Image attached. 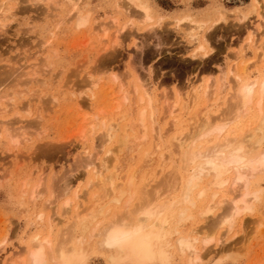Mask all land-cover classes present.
<instances>
[{"label":"rangeland","instance_id":"rangeland-1","mask_svg":"<svg viewBox=\"0 0 264 264\" xmlns=\"http://www.w3.org/2000/svg\"><path fill=\"white\" fill-rule=\"evenodd\" d=\"M3 1L0 0V6L7 0ZM257 1L260 3L253 0H121V3L119 0H78L76 3L78 6L81 5L79 6L81 16L88 18L84 27L77 25L76 10L72 9L68 0L8 2L9 12L5 11L3 16L0 12V264H30L26 250L31 238L36 234L43 237L50 234L51 248L55 247L53 251L58 249L59 237L60 241L66 240L62 234H66L64 229L67 224L55 225V221L52 223L54 227L50 228L46 220L53 210L60 208L66 198H72V192L69 196L61 197L66 185L71 186L72 190L75 189L78 195L82 196L79 202L81 206L77 211L84 208L86 203L90 205L87 198L96 193L99 188L97 185H100L96 184L91 188L86 186L93 178V173H88L83 164L87 152L98 153V155L93 153L98 156L96 165L101 162V158L107 156L105 149H114L115 160H112L110 170L115 172V183L124 185L130 174L133 175L134 196L128 205L133 206L134 201L137 202L136 199L139 200L147 193L143 190L157 188V191L153 189L152 192L161 195L162 188L155 184L162 177L163 181L160 179L159 186L161 182H169L167 181L170 179L169 176L173 175L172 168L175 169L177 166L176 174L181 163L179 161L181 156L177 151L172 150L171 154L173 156L171 159L175 162L169 160L161 162V154L167 159L172 148L170 144L174 143L173 137L184 136L190 114L197 108H202L203 103L200 101L182 117L177 110L176 115L182 122L180 128L160 139L159 132L162 131L164 134V130L168 128L166 124L168 119L163 116L161 106L164 105L160 99L154 108L157 109L156 119L162 115L163 120L159 118L160 121L155 123L157 126L153 125L156 127L155 131L148 122L147 125L151 126L146 132L147 138L135 141L136 135L142 136L141 130L134 124L138 123L136 115L145 103L136 104L137 95L128 86L132 79L129 76L137 74L143 81L155 84L158 91L156 94L160 96V93H166L171 96L169 103L174 100L173 90L180 91L181 97L183 95L185 99L186 93H190L189 85L196 87L198 82L201 85L207 79H210V83L215 82L220 77L219 67H222L225 73L228 68L234 69L235 74L241 77L246 76L250 79L260 77L264 74V58L260 56L264 50V24L261 25L258 15L264 13V8L262 9L264 0ZM142 4L148 7L150 13L151 20L146 23L142 22L137 8V5ZM123 6L125 11L121 8ZM114 19L118 21V26L110 30L106 41L102 40L101 34L95 32L96 26L99 23H111ZM194 22L204 24L200 36L205 35L211 49L214 50L210 58L201 57L196 51L197 43L188 35L189 32L195 34L198 31L196 27H192L195 26ZM122 25L126 28L117 34L118 45L113 44L112 34L120 30ZM191 29L196 30L189 31ZM241 68L246 70L243 71L246 75L242 76ZM232 77L233 75L228 80H232ZM97 79L100 83L94 90L96 95L92 101L87 92L85 93V88L89 86V81ZM228 93L230 92H222L211 97L207 102L210 108L207 112L212 116L221 113L225 107L224 102L230 100ZM118 105L119 109L116 110ZM253 109L254 106H250L251 112ZM250 111L248 117L240 118L235 126H244L250 120H254L255 115ZM119 117H123L121 125L127 124L133 128L126 132L129 135V143L121 152L117 150L118 138H113L103 149L99 148L97 145L102 140L106 127L114 124ZM11 121L14 127L25 126L23 132H20L23 136L19 138L20 143L13 146L11 140L4 137L3 129L4 125ZM7 125L5 129L9 127H6ZM163 140L167 147L163 146ZM168 140L171 141L170 144ZM209 143L211 144V139H208L206 145L209 146ZM203 146L206 147L205 143ZM146 152L149 155H146ZM110 158L112 159L111 156ZM161 163L163 164L160 165ZM155 171L159 174L156 172L155 175ZM95 173L94 178H97L96 169ZM253 179L251 189L261 192V195L258 194V201L250 200L254 212L240 217L229 233L221 228L216 231L202 230L199 238L210 237L212 232L214 234L213 244H209L206 250L203 248L204 251L201 250L204 254L202 253L203 261L200 264H206L213 256L214 250L220 247L226 250L218 255L221 259L216 264H264V173L255 175ZM94 182H97V179ZM227 188L218 190L216 201L230 198ZM33 192L36 199L35 197L31 199ZM208 196L210 197L209 194ZM209 197L200 200L199 203L204 201L206 203ZM128 198L126 195L123 203ZM109 201L108 197L95 200V203L91 204L90 210L103 207L104 216L101 218L103 223L100 220L102 225L114 212L117 213L124 207L122 202L113 204ZM221 208H216L210 219H206L209 224L214 217L222 213L224 206ZM40 214L44 215L43 221L38 220ZM194 214L197 215V212ZM205 221L197 218L183 222L179 226V231L187 235L193 228L206 223ZM59 228L63 229L62 233L59 232ZM99 230L97 227L94 237L86 244L83 264H107L106 254L100 252L96 244L95 234H98ZM75 245L78 251H84L83 245L80 246L79 243ZM198 246L201 247L200 243ZM47 252L52 255L51 250ZM179 254L175 249L170 264H187L186 256ZM46 264L52 263L50 261ZM119 264L137 263L128 260Z\"/></svg>","mask_w":264,"mask_h":264},{"label":"bare ground","instance_id":"bare-ground-1","mask_svg":"<svg viewBox=\"0 0 264 264\" xmlns=\"http://www.w3.org/2000/svg\"><path fill=\"white\" fill-rule=\"evenodd\" d=\"M9 1L11 2V0H7L0 6V12H2V16L5 11L8 10L7 12H9ZM76 1L78 0H68L70 5L72 6V9L76 10L75 17H78L77 25L81 27L88 22V18L81 16L79 12V6L81 5L79 4L78 6V3H76ZM119 1L121 3V0ZM253 2L260 3V1L257 0H253ZM124 5L126 4L124 3ZM121 8L123 9L124 6ZM137 8L140 11L143 23L151 20L148 7L142 4L137 5ZM263 8L264 5L262 9ZM123 10L125 11V9ZM258 16L260 18L259 22H261V25L264 24V13L259 14ZM244 18L245 17H243V19ZM117 24L118 21L116 19L108 24L99 23L96 26L95 32L101 34L100 38L106 41V39L110 35V30L118 26ZM193 24H195V26L192 27H196L198 31L195 34H190L189 31H192L191 29L188 31V35L194 42L197 43L196 51L201 54V57L204 59L210 58L214 54V50L211 49L208 38L205 35L200 36V34H202V30L204 29V24L200 22H194ZM124 25L120 27V30L112 34L113 44H117V40L119 37V35L117 34L121 30L126 28V25ZM196 29H193V31H195ZM251 30L253 31V29ZM253 32L256 33V31ZM260 56L264 58V50ZM244 66L243 68L246 67ZM219 68L218 72L220 73V77H218L215 82L210 83V79H207L201 85L198 82L199 86L197 85L195 87L193 85H189L188 88H190V93H186L185 99L183 98V95L181 97L180 91L173 90L175 96L174 100L171 101L172 103H169L171 100L170 95L166 93H160V98V96L156 94L157 87H155V84L153 85L149 82H146L147 80L143 81L142 78H139L137 74H135L136 76H134V74H131L129 76L132 77V79L128 83V86L130 87V89L132 88V91L137 95L136 104H138V102L145 103V106L141 110H139L136 115V121H138V123L134 124H137L136 126H138V129L141 130L142 136L140 135L141 137H139V134L137 133L138 135H136V137L134 136L135 141L146 139V132L148 128L151 125L155 126L156 121H160L163 116L168 119V122L166 123L168 128L167 130H164V134L161 133L162 131L159 132V138H164V135L168 134L169 132H176L182 124V122L179 120V117L176 115V111L179 110L180 116L182 117L183 114L190 112V109L193 108L197 103L199 104L200 101L203 103L202 108H195L196 110H194V112L190 114L191 117L188 118L189 123L188 128L185 132L186 134L184 133V136H182L181 138L179 135L173 137L172 140L174 141V143H171V141L169 142L168 140L169 144L171 143L170 147L172 148L170 149L171 151L169 150L167 159H165L164 155L161 154V162H164L166 160L175 162L174 159H171V157L173 158V156L171 155L172 150L179 152V155L181 156L179 157V161H181V163L180 167L178 168V172L175 174V170L177 168L176 166L174 167L175 169L172 168V177L169 176V173L166 172L170 177V179L167 180L169 182H161L159 186L160 179L161 181H163L162 177L159 179L158 183L155 184L158 188H162L160 189L161 195H159V193L157 195L156 192H152V190L155 188H151V192L149 190L142 189L143 192L145 191L147 193H144L139 200L136 199L137 202L135 203L134 201L135 205L133 204V206H131L129 204L131 207V209H129L128 203H131L130 201L134 196L133 175L130 174L131 176L124 185L120 183L118 185L117 183H115V172L114 170H110L112 160H115V158H113L114 149H105L104 152L107 156L105 158L103 157V159L101 158V162L99 161V164H96L99 165L98 167L95 165V161L98 160V153H96L95 151H93L92 153H84L85 159L84 161L82 159L84 168L88 171V173H93V178L90 177L91 181L89 180L86 186H89V188L93 187V185L96 186V184H99L100 186L97 185V188L99 187L97 192L87 198V201L90 203V205H86L87 203L85 202V207L82 209L80 208L81 210L79 209V211L77 210L81 206V203L79 204V202L82 196L78 195V192L75 189V191L72 190L71 186H64L61 197L69 196L71 195V192L73 196L72 198H66L59 209H56V211L53 210V213H51L50 216H47L46 222L50 228L54 227L52 223H54L55 221V225L62 224V226H64L65 224H67L66 228L64 229V232H66V234H62L66 237V240L62 239V241H60L59 239H61V237L58 236L59 238L57 240L59 241V243L56 241L58 243V249L57 251L54 250V252L53 249L55 247L53 249L51 248L52 241L50 234L44 237L40 234L34 235L28 243L26 250L28 253V257H26L27 260L29 259L30 264H46L50 261L52 264H83L86 254V244L88 243L89 239L91 240L94 237V232L97 227H99L100 230L99 233L96 232L98 234H95L97 237V243L96 241L94 242L97 244L98 250L106 254L105 259L107 260V264H119L124 263L128 260H134L137 264H170L173 256L172 253L175 251V249L181 255L183 254V256H186L187 264H200V262L203 261V252L201 253V250L204 251L209 248V244H213L214 234V232H212L213 234H209L210 237L205 236L204 238H199L198 235H200L199 233L202 232V230L210 229V231H216V229L221 228L229 233L232 231L233 227L236 225L240 217H242L246 213L251 214L252 212H254L252 210V206H250V200L258 201V194L261 195V192L259 193L260 190L254 191L251 189L252 180H254L253 178L255 177V175H258L259 173L261 175V173H264V74L260 75V77H257L256 79H250L246 76L241 77L238 74L236 75V71L234 69L233 71L229 70L230 68H228V71L225 73L222 70V67ZM243 68H241L242 73L245 70ZM33 73L35 74V72ZM232 75L234 78L232 77V80H228ZM244 75L246 74L243 73L242 76ZM114 78H116V76ZM99 83V79H97V81L91 80L89 81V86L85 88V93L87 92V96L90 100L95 98L96 93L94 92V90ZM228 91L230 92L228 93L230 94V100L226 101L227 103L224 102L225 107L221 111V113L216 116H212V114H209L207 112L210 109L207 105L209 99L217 94ZM129 92L130 91H128V93ZM126 97L125 98L128 99V96ZM160 99H162V105L164 106H161V110L163 109V116L161 115V118L159 117L160 120H158L159 118L156 119L155 114L157 112V109L154 108V105ZM252 105L254 106V109L251 112L249 109ZM115 109H119V105L116 106ZM249 111L251 112V114L254 113V120H250L248 124L244 126H235V123L237 124V121L240 120V118H242L243 116L248 117ZM123 117H119L114 124H109L106 127L105 133L102 134V140L100 141L99 145H97L99 146V148L101 147V149H103L104 145L107 143L109 144L113 138H118L117 141L119 147L117 150H119L120 152L122 151L123 147H125L129 143V135H127L126 132L128 129L132 130L133 128H131L127 124H120ZM102 121L104 122V120ZM11 122H8V125L5 124L7 125L6 127L9 126L10 128L8 127L5 129L4 125L3 129L5 133L4 137H8L9 140H11L10 143H13V146L20 143L19 141H21V139L19 138L23 137L21 133L23 132V128L25 126H22L23 128H17L13 126V121ZM148 122H150V126L147 125ZM135 125L133 126L136 127ZM154 126L152 128L153 131H155L154 129H156V127ZM208 139H211V144L209 143V146L206 145ZM176 142L177 144H175ZM164 143L165 142L163 140V144ZM203 143H205V148L203 146ZM166 145L164 144L163 146L167 147L168 145ZM155 147L158 148V145H156ZM95 148L96 151H98L97 147ZM119 148H121V150ZM94 152L97 155L93 154ZM145 154L147 155L148 152H146ZM179 155H176V157ZM110 156L112 157V159L110 158ZM162 164L163 163H161L160 165ZM95 166L97 168H95ZM165 167L167 166L165 165ZM95 169L98 174L97 178H94L96 175V173L94 174ZM172 171H170L171 174ZM156 172L157 171H155V175ZM157 174L159 173L157 172ZM168 176L165 177V179H167ZM96 179L97 182H94V180ZM164 186H167L168 188L166 189ZM225 187H228L227 189H229L228 193L231 195L230 198L228 200L225 198L216 201L215 199L217 198L216 196L218 195V190H221ZM155 190L157 191L158 189L156 188ZM34 192L31 193V199L35 197ZM208 194L210 195V197L208 196ZM126 195H128L129 198L123 203L122 200L124 197H126ZM140 195L141 194H139V197ZM108 197L110 198L109 202L113 204H119L122 202V205L124 204V207L117 213L113 211L114 214L110 216L111 218L102 225L103 222L101 218L102 216H104L102 210L103 207L90 210L91 204H93V202L95 203V200ZM208 197L210 199L206 203L205 201L199 203L200 200H206ZM83 198L85 197L83 196ZM34 199H36V197ZM214 200L215 203L213 204ZM74 202H76V205H74ZM215 204L217 205L215 206ZM220 206H224L222 213L214 217V219L211 220L212 222L209 224L206 219L209 220L215 209L218 207L221 208ZM106 210L105 211L107 213L108 209ZM220 210H222V208ZM195 212H197V215L194 214ZM54 216H56V218H54ZM43 218V214H40L38 216V220L40 221H43ZM197 218H202V220L204 221L206 220V223H203L202 226L200 225L199 227L193 228L189 233H187V235L181 234V232L179 231L180 224L190 220L193 221ZM100 220L102 223L100 222ZM59 230V232H61V230L63 229L59 228ZM61 233L59 235H61ZM220 240L219 242L221 243L222 241ZM78 243L81 244L80 246L83 245V252L78 251L77 247H75V244ZM199 243L201 247L198 246ZM69 246H71V248ZM217 249L218 250H214V252L212 250V252L214 253V257L212 256L213 258L211 257L206 264H216L220 261L221 257H218V255L226 249L225 247V250H223L221 247ZM47 250H51L52 255L49 254ZM209 253L211 254V252Z\"/></svg>","mask_w":264,"mask_h":264}]
</instances>
